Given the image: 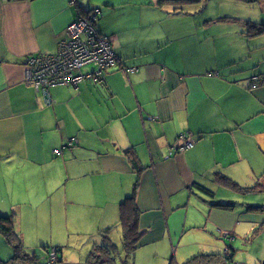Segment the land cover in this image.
<instances>
[{
  "label": "crops",
  "instance_id": "obj_1",
  "mask_svg": "<svg viewBox=\"0 0 264 264\" xmlns=\"http://www.w3.org/2000/svg\"><path fill=\"white\" fill-rule=\"evenodd\" d=\"M93 2L0 0V212L13 214L29 253L50 246L40 239L46 233L87 238L88 250L105 230L121 238L119 204L136 178L130 149L144 167L136 264L222 253L199 251L201 243L184 236L198 229L194 236L231 237L250 217L246 208L214 205L230 202L233 191L217 174L264 186V36L248 28L247 15L219 13L227 20L214 25L215 14L163 10L152 0ZM96 10L94 26L111 42L116 65L99 81L51 87L46 104L26 83V58L55 54L78 13ZM177 49L187 51L179 61ZM183 133L194 143L179 152Z\"/></svg>",
  "mask_w": 264,
  "mask_h": 264
},
{
  "label": "rangeland",
  "instance_id": "obj_2",
  "mask_svg": "<svg viewBox=\"0 0 264 264\" xmlns=\"http://www.w3.org/2000/svg\"><path fill=\"white\" fill-rule=\"evenodd\" d=\"M92 1H94L93 3H100V0ZM152 4L155 8H163V10H174L179 8L187 13L201 12L202 15L215 14L216 16L214 17L216 19L212 20L214 25H218L220 23L219 20H227V18H221L222 16L225 17L224 15H228L229 17H232V15H247L252 17V22L262 21V18L264 20V0H255L249 3L246 0H152L151 5ZM219 13L222 16H219ZM188 16H190V14L186 15L187 18ZM145 22L146 21H144V23ZM256 29L257 28H251L254 32ZM257 35L264 36V32ZM174 53L175 60L179 61L186 55L187 51L185 54L180 55L181 50L177 49ZM88 67L90 66L85 67L84 70L90 69ZM256 182V180L247 182L249 189L246 192L233 190L232 193L229 194V200L235 202L236 210L244 211L248 204L261 206L260 212L250 210L247 214L244 213L250 217L238 222L233 236H219L214 233L215 237L201 238L200 236L193 235L194 232L198 231V229H194L191 235L184 236V241L194 242L198 240V242L201 243L199 251H215L218 249V246L221 247L220 251L222 253L229 250L233 253L232 261L229 262V264H262L264 260V190L256 189ZM253 187L254 189H252ZM256 217L259 219L254 220ZM45 235V238L40 239L49 242L50 246L48 247V252L49 250L51 251V247L54 245L62 247V261L54 264H82L78 262L79 259H85V255L90 251L85 244L87 238H75L73 236H71V238H58V235H54L53 238H50L52 235L48 233ZM111 239L118 247L121 246V238ZM7 244V242H5V245L0 243V259L6 260L10 257V248L8 250L6 247ZM41 246L42 245L37 246L35 249L31 250L30 253H35L36 256L42 258V255L47 252H45ZM133 258L131 264H136V256L135 259ZM137 261L139 264V260ZM140 261L141 264H148L144 259ZM160 261H162L161 258H155L154 261L151 260L152 264H159Z\"/></svg>",
  "mask_w": 264,
  "mask_h": 264
},
{
  "label": "trees",
  "instance_id": "obj_3",
  "mask_svg": "<svg viewBox=\"0 0 264 264\" xmlns=\"http://www.w3.org/2000/svg\"><path fill=\"white\" fill-rule=\"evenodd\" d=\"M247 2H253L255 0H246ZM91 9V8H90ZM92 10V9H91ZM248 28H257L253 33L258 34L264 31V23H255L248 21L246 23ZM186 134V133H183ZM180 136V135H179ZM69 141L66 145L68 146ZM73 143L71 142L69 146ZM60 151V149H59ZM178 151V150H177ZM126 154L130 156L133 163L136 178L133 183L131 192L120 202L119 204V224L121 227V246L118 247L108 236V230L103 231L101 238L98 242H95L84 264H131L132 258L142 244V237L144 231L140 230L139 217L140 211L136 202L137 188L139 186L140 174L144 170V167L140 165L136 154L130 149L125 150ZM180 152V151H179ZM215 181L225 185L236 191H247L249 188L242 187L229 177L223 174H217ZM198 189L209 196H213L214 192L203 185H197ZM251 188V187H250ZM255 188L258 190H264V186L257 184ZM254 189V187L252 188ZM219 208L229 210L235 205L234 202H218L215 203ZM247 211H261L260 205H247ZM0 233L4 235L8 245L12 249V254L6 260L0 259V264H54L61 261V246H52L51 251L55 254V261L53 263L48 262L50 250L49 246H41L42 249L47 252L40 258L35 253H29L25 249L20 236L13 229V214H4L0 212ZM233 253L229 250L224 253H199L186 260L183 264H229L232 261ZM264 264V260L262 262Z\"/></svg>",
  "mask_w": 264,
  "mask_h": 264
},
{
  "label": "built area",
  "instance_id": "obj_4",
  "mask_svg": "<svg viewBox=\"0 0 264 264\" xmlns=\"http://www.w3.org/2000/svg\"><path fill=\"white\" fill-rule=\"evenodd\" d=\"M96 12L79 14L67 26L65 36L59 41L55 54L36 53L25 60L26 83L34 86L46 104H51L49 89L56 85L77 84L83 80L99 81L103 71L117 63L112 44L108 37L100 34L95 26ZM90 66L92 69L84 71ZM128 70V69H127ZM177 150L182 152L192 147L194 141L187 134H180ZM69 145L72 140H68ZM59 154V149H54ZM55 261L50 252L48 262Z\"/></svg>",
  "mask_w": 264,
  "mask_h": 264
}]
</instances>
